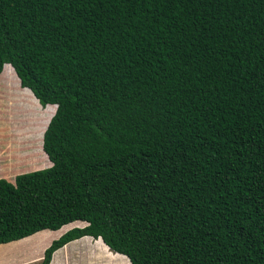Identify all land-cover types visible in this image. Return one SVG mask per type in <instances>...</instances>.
<instances>
[{
    "label": "trees",
    "instance_id": "1",
    "mask_svg": "<svg viewBox=\"0 0 264 264\" xmlns=\"http://www.w3.org/2000/svg\"><path fill=\"white\" fill-rule=\"evenodd\" d=\"M0 78L49 165L0 179V244L264 264V0H0Z\"/></svg>",
    "mask_w": 264,
    "mask_h": 264
},
{
    "label": "crops",
    "instance_id": "2",
    "mask_svg": "<svg viewBox=\"0 0 264 264\" xmlns=\"http://www.w3.org/2000/svg\"><path fill=\"white\" fill-rule=\"evenodd\" d=\"M11 71L13 73L12 69ZM4 82V79L0 78V89H3V87H5ZM1 96L2 92H0V99ZM3 103L4 102L0 100V123L2 124H4L2 121H4L5 119H3L2 115L3 113H6L5 109H3ZM5 142L6 141H3V143ZM12 142L13 148H15L11 154L12 160L9 162V164L5 159V157L7 156L6 153L0 156V179H4L9 183H13V179L16 175L25 172L27 173L40 170L49 166L42 161L40 167H34L33 162L41 160V157H35V154L31 153L30 155L22 156L21 138L17 141L12 137ZM2 148L3 149L0 150L1 153L5 151L4 147ZM41 154L45 158V155L42 153V151ZM72 224H75L73 225L75 226L74 228H82L86 225V223H81L80 221L69 223V225ZM60 228L54 231L41 230L20 240L0 244V252L9 250L11 248H20L21 246L25 248L18 252L20 253L18 256H7V259L4 260L3 258H0V264H38L42 259L44 249L47 248L53 240H56L62 234L60 236H48L59 232ZM48 264H129V262L125 256L111 252L99 238L92 239L91 237L84 236L68 242L61 248L54 251L50 257V261Z\"/></svg>",
    "mask_w": 264,
    "mask_h": 264
},
{
    "label": "rangeland",
    "instance_id": "3",
    "mask_svg": "<svg viewBox=\"0 0 264 264\" xmlns=\"http://www.w3.org/2000/svg\"><path fill=\"white\" fill-rule=\"evenodd\" d=\"M3 90V91H2ZM0 92H2V96H1V99L0 100H2L3 102H5L6 100H5V93L7 92V90H6V88L5 87H3V89H0ZM4 104V103H3ZM3 106H5V105H3ZM15 105L13 104L12 106H11V109H10V111L9 112H11V114H14V115H17L18 114V112L16 113V111L13 113V109H15ZM40 107V106H39ZM5 107H3V109H4ZM41 108V107H40ZM3 119L5 118V117H7V113H3ZM13 116V115H12ZM19 119V118H18ZM26 119V118H25ZM4 124H5V119H4V121H2ZM12 122V121H11ZM12 124V123H11ZM27 125V124H26ZM26 125H24V127H26ZM12 126H13V124H12ZM30 128V124L28 125V130H30L29 129ZM3 141H6L5 143H3ZM18 141V140H17ZM21 143H22V145H21V153H22V156H25V155H30V153L31 154H35V157H41V160H39V161H36V162H33V164H34V167H40L41 166V163H42V161L44 162V156H42V154H41V142H40V140H38V139H30V140H28V141H25V138H24V136L23 137H21ZM2 147H4V152H0L1 154H0V156L1 155H3L4 153H6L7 154V156L5 157V159L8 161V164H9V162L12 160L11 158H12V156H11V154H12V152H13V150H14V148H13V142H12V137L10 136V132H9V130H8V128L7 127H5V126H0V150L1 149H3ZM42 169H44V168H42ZM0 171H1V169H0ZM26 173V172H25ZM73 225H75V224H72V225H65V226H62L61 228H60V230H59V232H56V233H54V234H51L50 236H48V237H53V236H55V235H61V234H63L64 232H66V230L68 231V230H70V229H72V228H74L75 226H73ZM77 225H79V224H77ZM78 227V226H77ZM24 247L23 246H21L20 248H19V251L20 250H22ZM25 249V248H24ZM18 251V252H19ZM18 252H16V253H14L13 255H7V256H18L20 253H18ZM2 253V252H1ZM18 253V254H17ZM6 256V257H7ZM1 257V256H0Z\"/></svg>",
    "mask_w": 264,
    "mask_h": 264
}]
</instances>
